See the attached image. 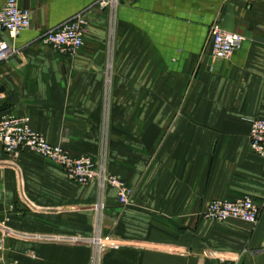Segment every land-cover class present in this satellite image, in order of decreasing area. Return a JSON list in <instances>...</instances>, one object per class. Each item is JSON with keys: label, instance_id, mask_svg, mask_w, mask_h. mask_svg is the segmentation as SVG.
Here are the masks:
<instances>
[{"label": "crops", "instance_id": "crops-1", "mask_svg": "<svg viewBox=\"0 0 264 264\" xmlns=\"http://www.w3.org/2000/svg\"><path fill=\"white\" fill-rule=\"evenodd\" d=\"M97 1L20 0L32 24L0 32V46L19 50L0 64L1 115L30 118L132 189L128 207L105 191L102 234L121 246L102 264H264V160L249 138L264 119V0ZM86 11L76 58L41 43ZM214 23L245 40L210 64ZM245 196L261 207L255 226L203 218L210 203ZM100 201L97 183L78 186L41 156L13 160L0 146L5 264H90L92 247L75 239L94 235Z\"/></svg>", "mask_w": 264, "mask_h": 264}, {"label": "built area", "instance_id": "built-area-1", "mask_svg": "<svg viewBox=\"0 0 264 264\" xmlns=\"http://www.w3.org/2000/svg\"><path fill=\"white\" fill-rule=\"evenodd\" d=\"M117 0H98L96 7L106 10L115 7ZM30 11L22 9L20 0H7L0 9V32H6L12 37L31 28ZM90 26L88 12H82L64 23L57 29L44 34L41 43L54 49L58 54L67 58H76L85 45V38ZM245 38L223 29L214 23L209 30L207 48L213 45V58L229 60L238 50ZM19 52L16 48L7 49L0 46V64L7 62ZM4 95L0 94V146L13 160H17L24 152H33L52 164L60 167L76 185L87 187L97 183L101 201L95 206L98 226L90 238L75 239L92 247L90 264H102L104 254L108 250L117 249L120 242L112 236H103L101 230L102 216L105 211L103 196L107 189H115L118 203L123 207L132 204L133 191L126 182L106 169L105 164L94 160L90 156H73L60 145L51 144L43 135L37 133L31 126L30 118L1 115ZM250 148L264 160V119H255L250 127ZM261 207L250 196L238 198L234 201L218 200L210 203L203 218L210 222H225L240 220L255 226L258 223ZM5 226V224H3ZM0 264L6 263L7 237L12 233L7 229H0ZM61 239V238H58ZM264 252V248L261 250ZM225 262L224 259L221 260Z\"/></svg>", "mask_w": 264, "mask_h": 264}, {"label": "water", "instance_id": "water-1", "mask_svg": "<svg viewBox=\"0 0 264 264\" xmlns=\"http://www.w3.org/2000/svg\"><path fill=\"white\" fill-rule=\"evenodd\" d=\"M208 50H209L208 55L210 57V62L209 63L211 64L212 59H213V45L212 44L208 47Z\"/></svg>", "mask_w": 264, "mask_h": 264}]
</instances>
